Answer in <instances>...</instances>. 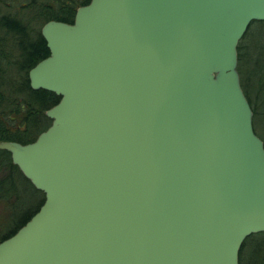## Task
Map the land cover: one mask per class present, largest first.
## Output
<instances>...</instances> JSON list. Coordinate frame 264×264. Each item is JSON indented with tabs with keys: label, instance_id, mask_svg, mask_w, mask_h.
<instances>
[{
	"label": "water",
	"instance_id": "1",
	"mask_svg": "<svg viewBox=\"0 0 264 264\" xmlns=\"http://www.w3.org/2000/svg\"><path fill=\"white\" fill-rule=\"evenodd\" d=\"M264 0H90L28 71L60 97L0 150L44 195L0 264H238L264 233V142L237 47Z\"/></svg>",
	"mask_w": 264,
	"mask_h": 264
},
{
	"label": "trees",
	"instance_id": "2",
	"mask_svg": "<svg viewBox=\"0 0 264 264\" xmlns=\"http://www.w3.org/2000/svg\"><path fill=\"white\" fill-rule=\"evenodd\" d=\"M90 0H0V141H15L26 144L34 141L38 134L51 123L44 112L60 99L45 90H33L29 85L28 71L49 55L41 36V27L49 20L72 23L78 7ZM264 25L262 22L253 24ZM250 25V26H251ZM249 30V29H248ZM247 31L237 47L240 82L243 92L253 111V122L261 110L264 111V37L251 47ZM257 108V109H256ZM258 112V113H257ZM8 175L0 180V202L5 203L6 217L15 220L9 230L0 231V242L13 235L39 209L44 201L42 192L36 190L12 164L10 154L0 150V168ZM29 183L37 203L25 209L20 207L16 189L17 176ZM7 203V204H6ZM12 219V220H10ZM261 234L250 236L253 249L239 252V264H264V246ZM247 249V248H246Z\"/></svg>",
	"mask_w": 264,
	"mask_h": 264
},
{
	"label": "rangeland",
	"instance_id": "3",
	"mask_svg": "<svg viewBox=\"0 0 264 264\" xmlns=\"http://www.w3.org/2000/svg\"><path fill=\"white\" fill-rule=\"evenodd\" d=\"M247 31L249 32L247 42H248L249 46H251V47H253L256 44L258 39L264 37V25L255 23V24L249 26V30H247ZM253 126H254L255 134L264 142V111L263 110L260 111L259 115L258 114L256 115ZM7 175H8V172H7L6 168L1 167L0 168V180H3L4 178H6ZM15 186H16V189L18 190L19 196H21L20 207H22V208L24 207L22 210L25 209L26 205H27V207H30V206L34 205L35 203H37L39 196H33L32 192L30 191L29 183L27 181H25V179L21 175L17 176ZM5 207H6L5 203L3 204L0 202V231L8 221V219L6 217V209H4ZM10 220H12V219H10ZM9 222H10V224H7L3 228L4 229L2 231L3 233L14 226L15 220H12ZM261 237L263 239V236H261ZM255 241H257V238L252 239V241H250V242L248 241L247 245L244 243V245H246L245 250L247 252L251 253V251L253 249L252 242H255Z\"/></svg>",
	"mask_w": 264,
	"mask_h": 264
}]
</instances>
